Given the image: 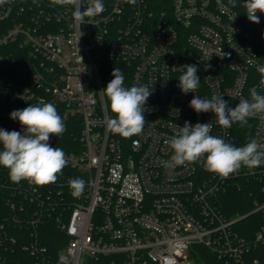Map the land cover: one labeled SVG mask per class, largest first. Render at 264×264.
Masks as SVG:
<instances>
[{
	"label": "built area",
	"instance_id": "obj_1",
	"mask_svg": "<svg viewBox=\"0 0 264 264\" xmlns=\"http://www.w3.org/2000/svg\"><path fill=\"white\" fill-rule=\"evenodd\" d=\"M102 2L104 12L84 23L74 19L76 4L0 5V46L11 47V53H0V69L7 62L24 73L8 102L17 107L43 100L81 122L82 146L65 155L85 189L62 224L69 240L56 264H87L112 255L121 256L122 264H206L207 259L262 264L264 163L223 178L205 170L203 159L176 167L165 162L173 154L169 141L185 122L211 123V135L236 147L252 139L264 145V113L243 127L237 122L224 128L213 112L189 107L195 95L218 94L234 108L240 99H250L253 87L264 94L257 71L264 66V13L257 12L260 23L250 22L244 0H236L234 8L228 0ZM87 6L88 0H80L81 11ZM185 65L198 68L196 93L178 87ZM114 68L122 70L125 87H152L138 136L106 130L105 117L112 113L101 90ZM243 187L256 195L248 213H259L252 236L242 234L248 214L229 215L223 199L229 189ZM31 252L41 257L37 264H48L43 248ZM0 264L10 262L0 259Z\"/></svg>",
	"mask_w": 264,
	"mask_h": 264
},
{
	"label": "clouds",
	"instance_id": "obj_2",
	"mask_svg": "<svg viewBox=\"0 0 264 264\" xmlns=\"http://www.w3.org/2000/svg\"><path fill=\"white\" fill-rule=\"evenodd\" d=\"M9 2L10 0H0V5ZM55 2L59 5L76 4L74 19L79 23H84L85 17L101 14L105 10L102 0H88L84 11L79 9L80 0ZM130 2L135 4L136 0ZM217 2L220 4L221 0ZM228 5L236 7V0H228ZM244 8L250 22L260 23L257 12L264 13V0H244ZM182 69V74L178 77V87L184 94L196 93L200 84L197 66L185 65ZM257 71L262 74L260 87L264 89V66H257ZM111 75L113 79L101 90L107 97L112 113V116L105 117L106 130L124 138L138 136L146 124L145 105L152 94V87H125V76L119 68H114ZM189 107L196 113L213 112L217 123L224 128L237 122L243 127L248 124L249 118L264 113V94L253 87L250 89V99H240L234 108L229 107L221 95L214 94L210 99L195 95ZM10 119L18 120L24 131L22 134L15 130L9 132L0 129V166L9 170L10 179L15 183L22 180L40 186L55 183L67 164L65 152L49 144L50 136L58 137L66 130L55 105L41 100L39 104L12 111ZM211 129V123H196L193 126L185 122L169 141L173 154L170 162H165V166H182L203 159L205 170L227 178L238 172L242 166L255 168L264 163V145L258 144L255 139L244 146L236 147L221 137L211 135ZM69 184L74 196L83 194L84 180L76 178L69 181Z\"/></svg>",
	"mask_w": 264,
	"mask_h": 264
},
{
	"label": "trees",
	"instance_id": "obj_3",
	"mask_svg": "<svg viewBox=\"0 0 264 264\" xmlns=\"http://www.w3.org/2000/svg\"><path fill=\"white\" fill-rule=\"evenodd\" d=\"M10 45L0 46V53H11ZM23 72L15 65L3 63L0 69V129L19 131L24 129L18 120L10 119L14 110H22L28 105L13 106L8 102L13 84L22 80ZM65 123V132L56 137L50 136L49 144L61 148L64 152H77L80 142L81 122L78 118L64 117L63 108H56ZM2 150V145H0ZM77 169L65 166L55 183L35 185L27 180L15 183L10 179L9 170L0 166V259L10 264H37L40 256L32 254V249L45 251L48 264H56L59 252L68 243L69 237L62 224L69 221L72 209L78 197L72 194L69 181L78 178ZM228 204L229 215L244 216L254 207L255 192L247 188H232L223 194ZM259 213L248 214L241 221L242 234L252 236L253 220ZM34 221L35 224L31 222ZM251 225V226H250ZM201 249V248H200ZM204 253L207 250L201 249ZM264 264V255H259ZM252 260V259H251ZM250 260V263H251ZM87 264H122L119 255L92 259ZM206 264H221L217 259H207Z\"/></svg>",
	"mask_w": 264,
	"mask_h": 264
}]
</instances>
